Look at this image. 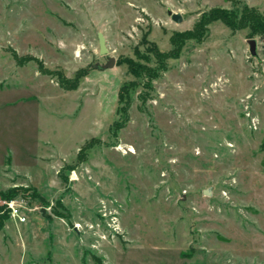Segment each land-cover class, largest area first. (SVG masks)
I'll return each instance as SVG.
<instances>
[{
    "label": "rangeland",
    "instance_id": "1",
    "mask_svg": "<svg viewBox=\"0 0 264 264\" xmlns=\"http://www.w3.org/2000/svg\"><path fill=\"white\" fill-rule=\"evenodd\" d=\"M232 1L0 0V192L26 189L27 218L0 227V264H264L263 38L210 23L111 129L118 60Z\"/></svg>",
    "mask_w": 264,
    "mask_h": 264
},
{
    "label": "trees",
    "instance_id": "2",
    "mask_svg": "<svg viewBox=\"0 0 264 264\" xmlns=\"http://www.w3.org/2000/svg\"><path fill=\"white\" fill-rule=\"evenodd\" d=\"M215 21L220 22L231 31L246 28L249 35H257L264 39V16L239 0L232 1L230 9L212 8L201 13L191 30L173 33L170 37L171 48L167 52H161L156 44L147 42L144 38L141 43L144 46L143 51L135 48L134 58L124 57L117 62V65L124 64L126 66L127 74L132 76L133 80L124 82L119 88L117 119L111 125L114 133L120 130L127 121L128 109L135 89L137 87L149 88L151 81L158 77L160 71L165 70L166 62L178 58L185 42L188 40L201 42L207 34L208 25ZM86 75V72L79 71L72 79H59L58 84L66 91H73ZM25 191L26 189L22 187H14L6 192H0V199L13 200ZM9 218L8 211L4 210V207H0V227Z\"/></svg>",
    "mask_w": 264,
    "mask_h": 264
},
{
    "label": "water",
    "instance_id": "3",
    "mask_svg": "<svg viewBox=\"0 0 264 264\" xmlns=\"http://www.w3.org/2000/svg\"><path fill=\"white\" fill-rule=\"evenodd\" d=\"M168 15L170 16L171 20L174 21L175 23H180L182 21V18L180 14L174 13L170 10H168ZM98 45H99V54L100 55H106L107 54V48L105 45V39L101 33H98ZM247 45H248V53L250 56H254V40L248 39L247 40ZM115 64L114 58L109 57L107 64L105 65L106 67H112ZM203 195L208 196L209 191L204 190Z\"/></svg>",
    "mask_w": 264,
    "mask_h": 264
},
{
    "label": "built area",
    "instance_id": "4",
    "mask_svg": "<svg viewBox=\"0 0 264 264\" xmlns=\"http://www.w3.org/2000/svg\"><path fill=\"white\" fill-rule=\"evenodd\" d=\"M0 206H3L4 210L8 211L10 219H17L20 223L27 222V218L20 212L22 205H19L16 199L9 201L0 199Z\"/></svg>",
    "mask_w": 264,
    "mask_h": 264
}]
</instances>
